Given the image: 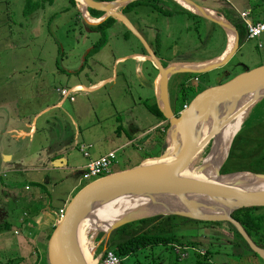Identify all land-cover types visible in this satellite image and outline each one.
Listing matches in <instances>:
<instances>
[{
  "label": "rangeland",
  "instance_id": "rangeland-1",
  "mask_svg": "<svg viewBox=\"0 0 264 264\" xmlns=\"http://www.w3.org/2000/svg\"><path fill=\"white\" fill-rule=\"evenodd\" d=\"M152 1V5H164L174 14L164 17L147 2L138 4L136 9L141 8V15L137 18H144L149 29H143L139 25L137 33L144 37L151 49L157 50L159 60L164 66L180 67L183 62L206 63L223 53L226 39L219 25L213 26L212 22L203 18L201 21L192 20L186 13L181 12L182 7L176 6L172 0ZM190 1L201 8L211 7L232 21L245 9L259 14L264 12V4L253 7L249 0ZM51 3H47V0H0V148H5L9 141H15L9 139L10 137L17 138L14 132L10 135L5 133V130L12 126L21 128L22 122L29 123L33 119L36 131L31 143L25 139L16 140L18 143L13 144L12 149L14 159L6 163L7 165L1 164L5 157L0 159V169H4L0 174V211L1 206L7 205L5 199L9 192L5 189L22 190L24 183H43L48 176L49 184L43 185L42 189L47 199L45 204L52 207L63 201L67 189L80 175L74 176L68 172L51 176L43 169L52 157H66L68 166L83 168L88 159L79 152V145L92 146L89 151L91 158L115 150L116 159L110 171L133 168L145 159L160 156L163 153V145L164 151L167 149L170 130L165 129L164 122L159 130L154 129V119L152 120L146 111L147 105L153 100L151 82L157 73L155 66L151 61L152 66L150 62L143 60H122L124 57L140 55V51H144L145 47L140 40L131 34L132 36L125 38L126 44L119 35L125 28L121 22H117L115 28L104 31V43L99 50L89 53L92 45L99 40L100 33L89 31V27L82 22V13L78 8L72 7L69 0H51ZM37 5L42 8L32 11L31 15H25V11L28 12V9ZM146 11L152 12V15L145 16L143 13ZM134 22L138 24L137 21ZM155 37L158 43L155 42ZM263 65L264 32L255 39L243 41L225 66L198 74L196 77L180 72L172 75L169 79L171 101L178 95L180 83L185 81L188 85V104L199 91ZM135 71H139L136 72L139 78L134 74ZM114 72L116 78L112 83L100 85L90 92L77 93L73 96V101L66 98L59 108L55 107L63 100L60 95L63 88L69 89L75 84L89 86L113 75ZM142 81L147 84H142ZM261 107L264 108V104ZM254 121L255 118L252 117L245 122L244 132L247 133L254 126ZM117 125L121 128L120 134L116 133ZM131 133H134L132 138L128 137ZM208 151L209 146L200 154L195 163L196 168L201 166ZM151 162L153 161L147 163ZM18 165L37 171L26 175L12 173V169ZM221 165L212 168L211 173L215 174ZM17 177L18 181H15ZM60 177L62 179H59ZM87 183L89 181L82 180L79 187ZM64 210L63 207L51 218L53 228ZM147 212L148 210H145L144 214ZM3 217L0 214L1 223ZM197 226L199 227L188 225L187 233L196 235L192 241H201L207 245L205 249L210 248V264H264V260L258 255L233 251L231 246L226 244L227 237L230 238L231 234L224 232V225ZM50 229L52 227L49 231ZM105 237L101 231L89 235L95 262L104 251L102 245L108 240ZM3 246H7L6 242L0 243V249ZM188 246L192 245L187 244ZM193 247L191 249H195ZM39 248L41 255L37 264H47V242L43 240ZM203 251L198 250V253L202 255ZM189 252L187 251L188 256ZM160 255L161 259L155 260V264H169L175 258L173 252L162 247L148 248L145 251L147 262ZM142 257H138L141 262ZM35 259L34 255L27 257V264H32ZM192 259L194 256L191 254L179 264L191 263ZM133 260L134 257L131 256L126 263L130 264Z\"/></svg>",
  "mask_w": 264,
  "mask_h": 264
},
{
  "label": "water",
  "instance_id": "water-1",
  "mask_svg": "<svg viewBox=\"0 0 264 264\" xmlns=\"http://www.w3.org/2000/svg\"><path fill=\"white\" fill-rule=\"evenodd\" d=\"M74 1L77 3V7L81 9V12L85 14H87L88 9H92L103 14L102 17L96 21L87 20L85 16V19L88 23L97 25L108 18L117 19L122 24H124L128 31L138 41L140 40V42L143 44L145 50H147L150 61L158 71V76L155 80V98L158 106L157 109L165 122L168 124V130L176 133L179 136L180 147L179 149H176L175 152L173 151L172 155H174V160L169 163H162V161L166 159L169 154V150L166 149L160 156L154 158V160L158 162L155 165H146V163L143 162L136 167L112 173L91 181L77 190L68 200L66 206H64L65 210L63 211L60 220L57 222L48 239L47 264H84L75 242V230L77 224L94 208L95 205H97L102 200L117 195L132 193L173 197L183 195H199L206 198L215 197L228 199L231 201V203L225 207L226 209H230V212L226 217H223V219H213L192 216L187 213L172 212L169 214L160 213L156 215H148L146 213L144 214V212L134 211L116 219V221H114L106 231H103L106 239L109 238L112 232L124 225L145 220L150 217L178 215L180 217L203 222L221 221L230 223L242 236L249 248L264 260V250L258 249L249 239L240 224L231 218V214L239 209L264 208V192L259 195H243V193H239L238 191L229 190L212 184L181 177L183 172L190 166L194 156L201 150L202 147H204V145H207L212 133L215 135L219 132L218 128H214L212 133H210V135L198 145L194 139V125L197 123H204L209 119L214 125V108L219 106L220 103L226 104L229 102H234L244 96L252 95V100L248 106L249 108H247V111H249L258 102L264 99V65L247 72H243L224 83L220 82L214 86H209L199 91L194 95L187 107L182 108L176 115H174L170 109L168 99V83L171 76L170 71L172 69H176L175 73L180 72L185 74H201L211 72L218 69L219 67L225 66L239 48L237 44V34L235 32V28L225 18L224 19L227 21L229 27L218 18L215 19L208 16L205 13L207 9L197 6L190 0H183L197 11V13H193L187 10L188 12L219 25L223 31L226 30V28H230L234 34V49L222 60L218 61L217 63H213L214 61H209V64L206 67L199 70L185 67L190 65L189 63H182L180 64L182 65L180 67L179 65H167L166 67H163L154 56L152 50L149 49L145 40L140 36V34L137 33L136 29L123 15L117 12V10L120 8H123L126 5L138 0H115L122 2L121 5L115 9H104L102 7V4L112 2L98 3L93 0H79L80 3L78 4L77 0ZM82 4H84L83 8ZM179 6L181 7V5ZM226 46L227 39L225 47ZM225 53L226 50L222 54ZM157 81L160 84L159 92L156 90ZM241 174L249 175L253 179L264 181V175L249 172L218 175L219 177H226ZM180 200L181 202L186 203L184 199ZM212 207L217 208L215 205Z\"/></svg>",
  "mask_w": 264,
  "mask_h": 264
},
{
  "label": "trees",
  "instance_id": "trees-1",
  "mask_svg": "<svg viewBox=\"0 0 264 264\" xmlns=\"http://www.w3.org/2000/svg\"><path fill=\"white\" fill-rule=\"evenodd\" d=\"M69 1L72 7H76V2L74 0H69ZM93 1L101 3V2H114L115 0H93ZM150 1L152 0H138L126 5L122 9L126 11L136 7L138 4L147 2V4L150 7L156 9L164 17L171 16L174 14L168 11V9L164 5L161 6H159L158 4L152 5ZM260 1L261 4L263 5L264 0H260ZM28 2L30 1H27V3ZM152 2H154V0ZM47 3L52 4L51 0H47ZM40 8L42 7L40 5L39 6L37 5L34 8L28 9V12L25 11V15L28 16V13L30 14L32 11L38 10ZM180 9L181 12L186 13L188 17L194 21L203 20L201 17L194 15L183 8ZM88 12L91 15V17L94 18H98L102 15V13L92 9H88ZM224 18L235 28V32L237 34V44L239 47L242 44V42L246 40L245 23L240 18L235 19V21H232L225 16ZM113 23H115V20L111 18L105 21L104 23L100 24L98 27L94 28L96 30H99L102 36L99 42L94 45L93 49L90 52H96L97 50H99L101 44L104 43L102 29L110 27ZM196 24L198 25V23ZM212 25L215 26L214 23H212ZM183 63L185 64L189 62H183ZM197 75L198 74H190L189 76L196 77ZM186 83L187 82L185 81L179 85V92H178L179 104L173 111L174 115H176L182 109V107L185 106V102L187 101L186 90L188 85H186ZM263 104H264V99L258 102L254 107L250 109V111L248 112V116L242 122L243 125L240 131L235 135L233 141L229 143L228 146L225 148L228 155L225 162L221 165L219 171L220 175H228L239 172H249V173L264 175V131L263 130L261 131L258 128L255 129V125H254L247 133L244 132L245 122L251 120L252 117L256 119V114L259 113L258 110ZM157 107H158L157 103L155 101H152V103L147 105L146 111L149 114H151L154 118H156L158 122H164V127L167 130L169 128L168 124L161 116ZM260 110H262V107L260 108ZM116 129L119 132L120 128L116 127ZM164 149L165 148L163 145L162 148L163 152ZM216 172L215 174L211 173L208 176V178L215 177ZM84 185H81L79 188H77V190H79ZM73 194L70 196V198L73 196ZM32 215L34 214L32 213ZM231 218L240 224V226L245 231L249 239L258 249L264 250V208L239 209L231 214ZM200 224H209L210 226L213 227L214 226L223 227L224 225V227L226 228L224 232L228 231L229 234H231L230 238L227 237L226 244L228 246H231V249L233 251L237 250L239 252L242 251L243 253H249L253 256L257 255L249 248V246L242 238V236L237 232V230L228 222H223V223L200 222L197 220H192L176 215L166 216V217L156 216L153 218H148L145 220H140L137 222L124 225L119 229L115 230L114 232H112L110 237L105 242V244L102 245V247H104V250L112 251L117 257L123 259L124 264H127L126 262L131 256L134 257V260L130 264H145L147 262V259H145L146 249L155 248V247H162L165 250L169 252H173L175 254L174 261L170 262L169 264L183 263L182 261H185L187 258H189L191 254L192 256H194V259H192L191 263L188 264H210L211 262L208 259L209 255L212 254L210 252V248L205 249L207 245H205L201 241H192V239L195 238L196 235L195 236L190 235L187 233L186 230V227L188 225H195L196 227H199L197 225ZM9 228L10 225H8L7 223L0 224V234L7 231ZM51 232H52L51 230L47 231L42 241L44 240L45 242H48ZM187 244L192 246L187 247ZM208 244L210 246V243ZM192 247L195 248L196 250L191 249ZM177 248L186 249L187 251H190L189 256H187L185 260H180L179 255L176 253ZM201 249L204 250L202 255L198 253V250ZM139 255L143 256L142 262L138 260ZM157 259H161V255L157 258L151 259L146 264H155V260ZM11 261L12 260L5 261L3 263L0 262V264H12ZM38 262H39V255L36 256V259L34 262H32V264H37Z\"/></svg>",
  "mask_w": 264,
  "mask_h": 264
},
{
  "label": "bare ground",
  "instance_id": "bare-ground-1",
  "mask_svg": "<svg viewBox=\"0 0 264 264\" xmlns=\"http://www.w3.org/2000/svg\"><path fill=\"white\" fill-rule=\"evenodd\" d=\"M175 3L181 5L184 9L197 13L196 9L191 5H188L183 0H173ZM78 4L80 3L77 0ZM122 2L115 1L112 3H104L102 7L104 9H115L121 5ZM84 4H82V8ZM205 13L213 18H218L223 21L227 26L228 23L222 15H219L211 10H206ZM86 17L87 14H85ZM88 20H90L88 18ZM229 27V26H228ZM227 39V49L225 54H221L216 59H213V63H217L231 53L234 49V34L230 28L224 30ZM209 63H194L185 66L190 69H202ZM176 69L170 71V75H174ZM170 76V77H171ZM159 82H156V90L159 92ZM252 100V95L244 96L234 102L226 104L220 103L219 106L214 108L215 124L213 125L209 120L204 123L195 124L194 139L196 144L202 143L212 133L214 128H218L219 132L212 135L209 138L207 145L201 148V150L194 156L190 166L183 172L181 177L188 178L194 181L204 182L212 184L218 187H223L229 190L238 191L243 195L250 194H262L264 192V181L253 179L249 175H232L226 177H219L220 168L216 172V176L208 178L211 174V170L214 167H218L223 164L225 157L224 148L233 140L235 135L240 131L242 122L247 113V108ZM209 146V151L205 158L201 162V167L196 168L195 163L199 160L200 154L203 150ZM180 147L179 136L170 131L167 139V149L169 154L162 163H169L174 160L173 151ZM154 159L144 161L146 165H155L158 162ZM153 161L151 163H147ZM216 162V164H214ZM180 199H184L186 203L181 202ZM228 199H221L215 197H202L199 195H183L178 197L164 196V195H150L132 193L125 195H117L102 200L77 224L75 230V242L80 256L83 259L84 264H94L93 258L94 249L92 242L89 240V235H94L97 231H106L111 224L123 215L137 212H145L148 215L156 214H169L172 212L187 213L192 216L206 217L218 219L226 217L230 209H226V205L230 204ZM213 205L217 208L212 207ZM87 234V237H85ZM264 253V252H263Z\"/></svg>",
  "mask_w": 264,
  "mask_h": 264
},
{
  "label": "crops",
  "instance_id": "crops-1",
  "mask_svg": "<svg viewBox=\"0 0 264 264\" xmlns=\"http://www.w3.org/2000/svg\"><path fill=\"white\" fill-rule=\"evenodd\" d=\"M249 2H251L254 5V6L252 5L253 7H256V6L259 7L261 5L260 0H249ZM76 8H78L77 3H76ZM203 8H205L207 10L214 11V9L211 7H203ZM79 11L81 12V9H79ZM215 13H217V12H215ZM241 13H248L247 19L252 24H256L257 22H260L264 18L263 13L259 14V13L253 12L252 10L250 11L249 9L242 10L239 13V15ZM82 14L85 16V13L82 12ZM220 15H222V14H220ZM239 15H237L238 18H239ZM88 18L89 17H86L87 20H88ZM225 50H226V48H225ZM136 57H137V60L139 62L143 60L142 59L143 56L140 57L139 55H137ZM138 58H140V59H138ZM124 59H127V58L124 57L122 60H124ZM136 72H139V71H135V73H134L137 75V78H139L138 73H136ZM114 74H115V72L113 73V75L108 76L106 78H102V79L98 80L96 83L90 84L89 86H86L85 84H75L74 86L69 88V90L77 89L78 92H76L74 95H76L77 93H80V92H84V93L90 92L94 88H96L100 85H107L109 83H112L114 81V79L116 78V75H114ZM155 80H154V91H155ZM142 84H147V83H146V81H142ZM62 98H63V100L59 101L55 105V107L59 108L62 105L64 99H66L68 97L64 96ZM70 101H73V100H70ZM52 108H54V107H52ZM149 115L152 118V120L154 119L153 121H154L155 125L152 127L154 129L160 128V126L162 125L163 122H158L156 120V118H154L151 114H149ZM115 120H116V122H118L117 118ZM22 123L23 124H22L21 128H19L17 126H12L11 128L5 130V133H7V135H10L11 133L14 132L16 134L17 138L14 139V138L10 137L9 139L15 140V141H13V142L9 141L8 144H6V145L4 144L5 148H3V149L0 148V159L2 157H5L3 162L1 160V164H3V165L4 164L7 165L6 163H8V162L12 161V159H14L15 154L12 152V149H13V144L18 143L16 140L25 139V140H28V143L32 142L33 136L36 133L34 120L32 119L29 123L26 121H24ZM117 127L120 128L119 125H117ZM116 133L120 134L121 131L119 130V132H118L116 129ZM133 136H134V133H131V135H128V137H130V138H132ZM91 148H92V146H91ZM112 151H115V150H110V151L103 153V154L101 153L99 155H96L94 158H91L90 154H89V158H85L83 155L82 156L85 159H88V162H89L91 159L99 158L101 156L106 155L109 152H112ZM6 156H9V157H6ZM24 158L26 159L27 156L25 155ZM145 161H147V160L145 159ZM142 162H144V161H142ZM66 163H68L66 157L65 158L64 157H52L50 159V163L48 165H45V168L43 169V171L46 174H49L51 176H55V175H58L60 173L66 174L68 172L72 173L74 176H76L77 174L80 175V173H77V172H79L78 170H80V169H77L76 167H73V166H68ZM138 165H136V166H138ZM136 166H133V167H136ZM2 171H4V169H0V174L3 173ZM35 171H37V170L28 169V168H25V166H23V165H18V167L13 168L11 172L14 174H23V175L25 174L26 175L27 173L30 174L31 172H35ZM119 171H121V170L110 171V174L116 173ZM59 179H62V178L60 177ZM49 180L50 179L48 176L44 180L43 183H40L38 181L29 182V183L26 182L22 185V187H23L22 190H17L16 188L5 189L9 192V194L6 195V199H5L7 205H5V207H4V205L1 206L2 211H0V214L4 216L3 217L4 219H3L2 223L0 222V224L7 223L8 225H10V228L7 231L0 234V243L5 244V242H6V244H7L6 247L3 246L2 249H0V262L1 263L5 262V261L12 260L11 261L12 264H27L29 262L27 260V257H29L31 255H34V256H37V255L40 256L41 255L39 253L40 252L39 246H41L43 243L42 239L45 237V234L47 233V231H49L50 227H52V229H50L51 231H53V229H54L53 228L54 226L51 224L52 223L51 218L57 214V211L61 210L64 207V205L67 203L70 196L77 190V188L79 187V184L81 182L80 177L78 179H76V181L74 183H72L69 186V188L67 189L66 195L63 197V201L58 202L59 204H55L54 206L50 207V205L47 206L45 204V199H46L45 197L46 196H44L43 191H42V189H44L43 185L49 184ZM15 181H18V177L15 178ZM15 184H13V185H15ZM13 185H12V187H13ZM32 213L34 215H32ZM14 235H17V236L14 237Z\"/></svg>",
  "mask_w": 264,
  "mask_h": 264
},
{
  "label": "built area",
  "instance_id": "built-area-1",
  "mask_svg": "<svg viewBox=\"0 0 264 264\" xmlns=\"http://www.w3.org/2000/svg\"><path fill=\"white\" fill-rule=\"evenodd\" d=\"M239 18L245 23L246 28V40H252L257 38L262 32H264V18L262 21L252 24L248 21V13H241ZM260 47V45H258ZM78 92L77 89L64 88L60 91L62 97H68L73 100V95ZM184 106L183 108H185ZM90 145H79V152L85 157L89 158ZM116 159V152L112 151L104 156L96 159H91L83 168L79 171L81 181H94L110 174V168L112 167ZM176 253L179 255V259L183 260L188 256L186 249H176ZM124 260L117 257L112 251L104 250L94 264H124Z\"/></svg>",
  "mask_w": 264,
  "mask_h": 264
},
{
  "label": "flooded vegetation",
  "instance_id": "flooded-vegetation-1",
  "mask_svg": "<svg viewBox=\"0 0 264 264\" xmlns=\"http://www.w3.org/2000/svg\"><path fill=\"white\" fill-rule=\"evenodd\" d=\"M117 12L118 13H120L121 15H123L129 22H130V24L136 29V31H138V26L140 25L143 29H146V30H148L149 29V25H148V23H147V21L144 19V18H142V17H140V18H137V16H140L141 15V8H138V10L136 9V7L135 8H132L131 9V11L130 10H126V11H124L122 8H120L119 10H117ZM82 13V12H81ZM87 14H88V17L90 18V20H92V21H96V20H98L100 17H102V15L100 16V17H98V18H94V17H91V15L89 14V12H88V10H87ZM143 14H145V16L147 15V17L148 16H151L152 15V12H145V13H143ZM142 14V15H143ZM81 18H82V22L84 23V24H86L88 27H89V31H91V32H97L100 36H99V40H100V38H101V32H99V30H96V29H94V28H96V27H98L100 24H102V23H104L105 21H107L108 19H111V18H108V19H106L105 21H103L102 23H100V24H93V23H88L87 22V20L85 19V16L83 15V14H81ZM134 17H135V19H134ZM112 19H114V18H112ZM115 20V23H113L110 27H107V28H105V29H102V33H104V31L105 30H108V29H111V28H115L116 27V23L117 22H120V21H118L117 19H114ZM134 20L135 21H137L138 22V24H136L135 22H134ZM123 27L125 28V29H123V30H121L120 32H119V35L121 36V38H122V40L127 44V42H126V37H128L129 35H131V33L128 31V29L124 26V24H123ZM93 28V29H92ZM128 33V34H127ZM141 35V34H140ZM132 36V35H131ZM143 37V36H142ZM143 39H144V37H143ZM155 39V42L156 43H158L157 42V40H156V37L154 38ZM99 40L98 41H96L93 45H92V47L90 48V50L88 51L89 53H90V51L93 49V47H94V45L95 44H97L98 42H99ZM145 40V39H144ZM145 42H146V40H145ZM147 44V43H146ZM148 46V45H147ZM149 47V49L150 50H152V52H153V54H154V56L156 57V59L161 63V65L163 66V67H166V66H164L163 65V63L161 62V60H159V57H158V54H157V50H155V49H151V47L150 46H148ZM144 51H140L141 53H140V55L139 56H143L142 57V59H143V61H146V62H150V59H149V55H148V53H147V50H145V49H143ZM89 53H88V55H89ZM87 55V56H88ZM136 55V54H135ZM132 56V57H129V58H127V59H133V60H135V61H138L137 60V57L136 56ZM126 59V60H127ZM139 59V58H138ZM139 62V61H138ZM150 66H152V63L150 62ZM156 69V68H155ZM157 70V69H156ZM157 76H158V71H157V73L155 74V76H154V78H153V81L151 82V87H152V101H155L156 102V98H155V91H154V80L157 78ZM181 84V83H180ZM178 91H179V87H178ZM197 94V93H196ZM178 96L179 95H177L176 97H175V100L172 102L171 101V98H170V95H169V83H168V99H169V104H170V109H171V111H172V113H173V111H174V109L177 107V105L179 104V101H178ZM194 97V96H193ZM192 100V99H191ZM190 100V101H191ZM190 101H188V104L190 103ZM187 102V101H186ZM185 102V106L187 107L188 106V104ZM150 103V102H149ZM152 103V102H151ZM149 105V104H148ZM183 108V107H182ZM261 108V107H260ZM260 108H259V113H257L256 114V119H255V121H254V125H255V129L256 128H258V129H260L261 131L263 130L264 131V108L262 107V110H260ZM257 129V130H258ZM232 142V141H231ZM231 142H229V143H231ZM228 146V145H227ZM226 146V147H227ZM225 147V148H226ZM224 148V155H225V159H226V157H227V151H226V149Z\"/></svg>",
  "mask_w": 264,
  "mask_h": 264
}]
</instances>
